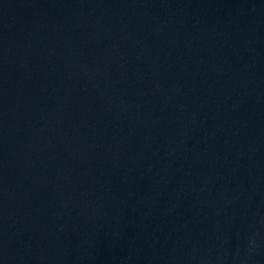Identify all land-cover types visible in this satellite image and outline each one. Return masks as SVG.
<instances>
[{"label": "water", "instance_id": "95a60500", "mask_svg": "<svg viewBox=\"0 0 264 264\" xmlns=\"http://www.w3.org/2000/svg\"><path fill=\"white\" fill-rule=\"evenodd\" d=\"M0 264H264V0H0Z\"/></svg>", "mask_w": 264, "mask_h": 264}]
</instances>
